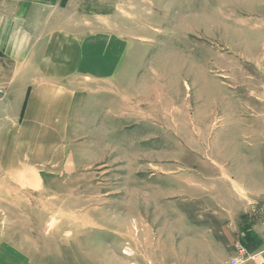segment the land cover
Returning <instances> with one entry per match:
<instances>
[{
    "label": "rangeland",
    "instance_id": "1",
    "mask_svg": "<svg viewBox=\"0 0 264 264\" xmlns=\"http://www.w3.org/2000/svg\"><path fill=\"white\" fill-rule=\"evenodd\" d=\"M61 1L87 65L61 169L0 175V264H175L264 161V0Z\"/></svg>",
    "mask_w": 264,
    "mask_h": 264
},
{
    "label": "crops",
    "instance_id": "2",
    "mask_svg": "<svg viewBox=\"0 0 264 264\" xmlns=\"http://www.w3.org/2000/svg\"><path fill=\"white\" fill-rule=\"evenodd\" d=\"M36 2L0 0V84L5 85L0 102V113L5 114L0 118V175L13 181L16 170L21 176L42 178L61 169L75 100L66 80L70 72L85 71L88 59L86 44L70 43L71 20L62 1ZM47 17L53 23L61 18V24H52ZM56 159L59 168H53ZM258 159L259 165L243 170V184L226 189L219 209L223 222L216 226L207 221L202 240L191 238L189 249L181 242L175 264H231L234 243L241 238L250 255L243 264H264V161ZM44 160H51L50 169L41 167Z\"/></svg>",
    "mask_w": 264,
    "mask_h": 264
},
{
    "label": "built area",
    "instance_id": "3",
    "mask_svg": "<svg viewBox=\"0 0 264 264\" xmlns=\"http://www.w3.org/2000/svg\"><path fill=\"white\" fill-rule=\"evenodd\" d=\"M5 95V86L0 84V99ZM249 251L242 244L238 243L236 247V254L231 258V264H243L249 258Z\"/></svg>",
    "mask_w": 264,
    "mask_h": 264
}]
</instances>
